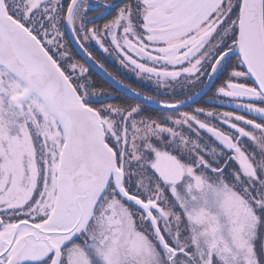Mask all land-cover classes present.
Listing matches in <instances>:
<instances>
[{
    "label": "snow or ice",
    "instance_id": "obj_1",
    "mask_svg": "<svg viewBox=\"0 0 264 264\" xmlns=\"http://www.w3.org/2000/svg\"><path fill=\"white\" fill-rule=\"evenodd\" d=\"M0 264H264V0H0Z\"/></svg>",
    "mask_w": 264,
    "mask_h": 264
},
{
    "label": "rangeland",
    "instance_id": "obj_2",
    "mask_svg": "<svg viewBox=\"0 0 264 264\" xmlns=\"http://www.w3.org/2000/svg\"><path fill=\"white\" fill-rule=\"evenodd\" d=\"M69 47H70V46H69ZM70 48H71V47H70ZM97 55H98L101 59H103V55H104V54L97 52ZM105 63H106V66L109 68L110 71L116 72V69L118 68V65H114L113 62L110 61V60L105 61ZM90 71H91V69H90ZM92 71H93V70H92ZM117 74H118V73H117ZM196 91H197L196 89H193L191 93L196 92ZM191 93H190V94H191ZM121 95H122V94H121ZM203 99H204V100H201L202 102H204V101L207 99V97H204ZM201 101H200V103H202ZM147 110H148L149 112H151V111H154L155 109H152V108L149 107Z\"/></svg>",
    "mask_w": 264,
    "mask_h": 264
},
{
    "label": "trees",
    "instance_id": "obj_3",
    "mask_svg": "<svg viewBox=\"0 0 264 264\" xmlns=\"http://www.w3.org/2000/svg\"><path fill=\"white\" fill-rule=\"evenodd\" d=\"M91 72H92V78L94 82L98 85V87L103 89H108L110 91L114 90L113 87H111L104 79L98 76L94 71L91 70Z\"/></svg>",
    "mask_w": 264,
    "mask_h": 264
},
{
    "label": "water",
    "instance_id": "obj_4",
    "mask_svg": "<svg viewBox=\"0 0 264 264\" xmlns=\"http://www.w3.org/2000/svg\"><path fill=\"white\" fill-rule=\"evenodd\" d=\"M69 39H70V37H69ZM71 45H72L73 48L75 47L73 44H71ZM91 69L93 71H95L102 79H104L110 86H112L113 88H115L114 82L110 81V79L107 77V75L102 70H100L99 68H97L95 66H92ZM193 96H194V98H196L195 97V94ZM150 107L155 108V105H152Z\"/></svg>",
    "mask_w": 264,
    "mask_h": 264
},
{
    "label": "flooded vegetation",
    "instance_id": "obj_5",
    "mask_svg": "<svg viewBox=\"0 0 264 264\" xmlns=\"http://www.w3.org/2000/svg\"><path fill=\"white\" fill-rule=\"evenodd\" d=\"M69 46L71 47V44H69ZM196 92H193V93H191L192 95H194ZM204 97H200L199 98V102L201 101V100H204L203 99ZM202 102V101H201ZM203 103V102H202ZM151 108V107H150ZM155 109V108H154ZM225 110H230L227 106H226V108H225Z\"/></svg>",
    "mask_w": 264,
    "mask_h": 264
}]
</instances>
